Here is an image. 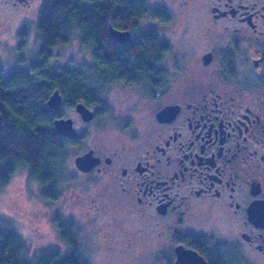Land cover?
<instances>
[{"label":"flooded vegetation","instance_id":"obj_1","mask_svg":"<svg viewBox=\"0 0 264 264\" xmlns=\"http://www.w3.org/2000/svg\"><path fill=\"white\" fill-rule=\"evenodd\" d=\"M160 2L138 26L114 27L130 33L124 41L109 29L128 54L150 42V66L135 81L92 86L93 100L65 104L54 126L72 118L79 136L68 137L65 153L76 175L110 186L121 208L151 220L170 264L182 248L207 264H264V0ZM88 48L83 63L94 65ZM113 85L135 90L121 101L133 109L116 119ZM84 154L88 170L76 163Z\"/></svg>","mask_w":264,"mask_h":264},{"label":"trees","instance_id":"obj_2","mask_svg":"<svg viewBox=\"0 0 264 264\" xmlns=\"http://www.w3.org/2000/svg\"><path fill=\"white\" fill-rule=\"evenodd\" d=\"M154 12L148 0H43L36 58L8 74L0 65V191L17 170L26 168L29 178L44 186L43 198L60 196L70 139L55 130L54 119L63 115L65 104L93 100L92 86L123 76L135 81L136 69L150 66V42L128 54L109 29L138 26ZM74 36L94 50V65L58 63L57 47ZM55 90L65 97L59 109L48 105ZM57 227L68 251L48 248L30 256L23 238L0 217V264H90L81 253L76 225L58 216Z\"/></svg>","mask_w":264,"mask_h":264},{"label":"rangeland","instance_id":"obj_3","mask_svg":"<svg viewBox=\"0 0 264 264\" xmlns=\"http://www.w3.org/2000/svg\"><path fill=\"white\" fill-rule=\"evenodd\" d=\"M148 1L150 5L161 3ZM42 4L43 0H0V65L6 74L19 66L27 67L36 58ZM56 51L61 53L59 62L74 59L81 64L89 58V48L78 36ZM134 93V88L124 85L110 87L107 98L111 117L120 118L121 111L127 114L129 107L133 109L134 105L127 107L129 102L121 101L133 100ZM67 116L76 118L78 125L84 123L70 109ZM67 165V179L60 185L57 199L43 198L41 184L29 178L26 168L17 170L0 191V217L23 238L30 256L48 248L68 251L57 227L60 216L76 225L81 253L90 264H170L162 247H155L159 237L151 220L121 208V203L110 198V186L89 184L88 178L76 175L72 161Z\"/></svg>","mask_w":264,"mask_h":264},{"label":"water","instance_id":"obj_4","mask_svg":"<svg viewBox=\"0 0 264 264\" xmlns=\"http://www.w3.org/2000/svg\"><path fill=\"white\" fill-rule=\"evenodd\" d=\"M111 33L120 41H124L130 36L128 31L117 30L114 27H111ZM62 103V95L58 90H55L48 99V105L51 108H58ZM78 111L82 114L83 118L88 120L92 117V112L85 106L84 103L79 102L76 105ZM55 126L58 133L63 134L69 138H77L79 136V132L73 125L72 118H59L55 120ZM1 128V124H0ZM76 163L79 168L88 170L90 168V156L89 154H84L82 156H78L76 158ZM175 264H207L205 259L202 256H199L197 253L192 252L187 249H179L178 257Z\"/></svg>","mask_w":264,"mask_h":264}]
</instances>
